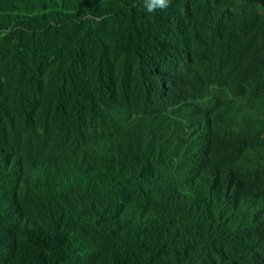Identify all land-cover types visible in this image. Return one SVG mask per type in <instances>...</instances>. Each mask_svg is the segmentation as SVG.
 <instances>
[{"label": "trees", "instance_id": "trees-1", "mask_svg": "<svg viewBox=\"0 0 264 264\" xmlns=\"http://www.w3.org/2000/svg\"><path fill=\"white\" fill-rule=\"evenodd\" d=\"M0 0V264H264V0Z\"/></svg>", "mask_w": 264, "mask_h": 264}, {"label": "clouds", "instance_id": "clouds-1", "mask_svg": "<svg viewBox=\"0 0 264 264\" xmlns=\"http://www.w3.org/2000/svg\"><path fill=\"white\" fill-rule=\"evenodd\" d=\"M170 3V0H153L152 7H150L149 10H152V8L158 7L161 10L165 9L168 7Z\"/></svg>", "mask_w": 264, "mask_h": 264}]
</instances>
